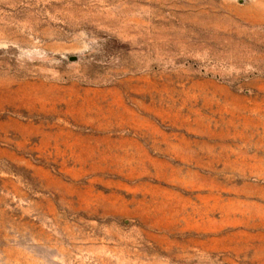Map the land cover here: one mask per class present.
I'll list each match as a JSON object with an SVG mask.
<instances>
[{
    "label": "rangeland",
    "instance_id": "obj_1",
    "mask_svg": "<svg viewBox=\"0 0 264 264\" xmlns=\"http://www.w3.org/2000/svg\"><path fill=\"white\" fill-rule=\"evenodd\" d=\"M0 264H264V0H0Z\"/></svg>",
    "mask_w": 264,
    "mask_h": 264
}]
</instances>
